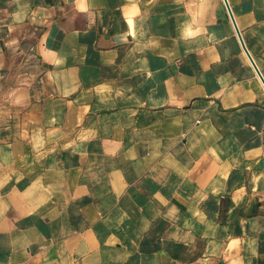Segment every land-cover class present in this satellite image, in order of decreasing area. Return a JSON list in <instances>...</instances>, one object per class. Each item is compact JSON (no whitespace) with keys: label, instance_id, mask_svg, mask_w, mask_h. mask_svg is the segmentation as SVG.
<instances>
[{"label":"crops","instance_id":"obj_1","mask_svg":"<svg viewBox=\"0 0 264 264\" xmlns=\"http://www.w3.org/2000/svg\"><path fill=\"white\" fill-rule=\"evenodd\" d=\"M0 264H264V0H0Z\"/></svg>","mask_w":264,"mask_h":264}]
</instances>
